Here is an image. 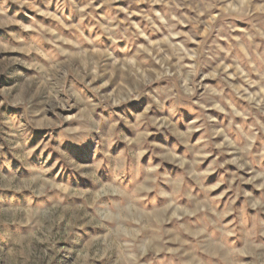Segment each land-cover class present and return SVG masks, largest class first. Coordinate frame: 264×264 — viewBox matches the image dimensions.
<instances>
[{"label": "clouds", "instance_id": "1", "mask_svg": "<svg viewBox=\"0 0 264 264\" xmlns=\"http://www.w3.org/2000/svg\"><path fill=\"white\" fill-rule=\"evenodd\" d=\"M0 264H264V0H0Z\"/></svg>", "mask_w": 264, "mask_h": 264}]
</instances>
